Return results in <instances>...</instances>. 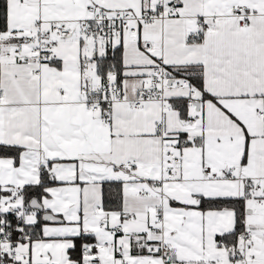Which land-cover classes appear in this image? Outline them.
I'll use <instances>...</instances> for the list:
<instances>
[{
  "label": "snow or ice",
  "instance_id": "obj_1",
  "mask_svg": "<svg viewBox=\"0 0 264 264\" xmlns=\"http://www.w3.org/2000/svg\"><path fill=\"white\" fill-rule=\"evenodd\" d=\"M0 264H264V0H0Z\"/></svg>",
  "mask_w": 264,
  "mask_h": 264
}]
</instances>
